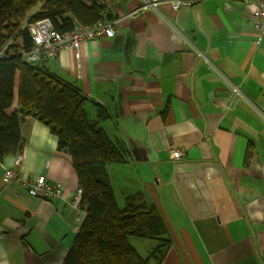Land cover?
Segmentation results:
<instances>
[{
    "label": "crops",
    "instance_id": "0c3cea01",
    "mask_svg": "<svg viewBox=\"0 0 264 264\" xmlns=\"http://www.w3.org/2000/svg\"><path fill=\"white\" fill-rule=\"evenodd\" d=\"M187 1L153 9L143 0H104L112 37L40 63L85 94L89 119H98L99 106L107 110L100 125L128 158L110 167V181L115 194L142 191L158 209L171 240L160 264H264L259 0ZM16 107L15 98L8 112ZM21 133V163L15 154L0 160V264H63L86 215L82 199L33 197L22 182L62 183L69 198L77 174L43 122L27 116ZM173 148L183 156L173 158ZM7 168L20 180H6ZM133 243L145 255L157 241Z\"/></svg>",
    "mask_w": 264,
    "mask_h": 264
},
{
    "label": "trees",
    "instance_id": "16d2710c",
    "mask_svg": "<svg viewBox=\"0 0 264 264\" xmlns=\"http://www.w3.org/2000/svg\"><path fill=\"white\" fill-rule=\"evenodd\" d=\"M88 1L0 0V160L23 149L24 119L40 120L57 137L58 149L70 155L86 209L63 264H150L152 259L160 264L171 240L158 209L142 191L119 203L111 184L110 167L128 158L100 125L107 110L99 106L98 119H89L86 96L75 84L40 61L24 59L33 46L28 25L39 19L49 18L56 29L68 31L75 22L93 25L108 18L104 0ZM15 98L17 107L8 112ZM136 238L157 244L143 255Z\"/></svg>",
    "mask_w": 264,
    "mask_h": 264
},
{
    "label": "built area",
    "instance_id": "2783aa9c",
    "mask_svg": "<svg viewBox=\"0 0 264 264\" xmlns=\"http://www.w3.org/2000/svg\"><path fill=\"white\" fill-rule=\"evenodd\" d=\"M144 7L158 8L159 2H170L173 9L181 6H190L191 2L187 0H143ZM253 24L261 32V38H264V0H259L256 10L253 14ZM30 26V32L33 39V46L26 51L24 55L25 61L29 63H37L41 60L54 57L63 49H73L78 51L84 41L99 39L104 36L112 37L115 34L113 23L105 20H99L93 25H85L80 22L74 24L73 29L61 31L54 27L51 19L42 18ZM173 158H181L183 150L179 148L171 149ZM16 164H20L22 160L21 151L16 153ZM5 179L8 181L18 180L19 173L15 168H7L4 173ZM22 184L26 187L29 195L41 196L48 199L64 198L71 205H76L82 198V188L78 187L76 192L69 198H66L62 183L51 182L45 178H38L32 181L25 180Z\"/></svg>",
    "mask_w": 264,
    "mask_h": 264
},
{
    "label": "rangeland",
    "instance_id": "374dc122",
    "mask_svg": "<svg viewBox=\"0 0 264 264\" xmlns=\"http://www.w3.org/2000/svg\"><path fill=\"white\" fill-rule=\"evenodd\" d=\"M15 155H16V154H15ZM22 159H23V153H22ZM15 160H16V157H15ZM21 161H22V160H21ZM20 163H21V162H20ZM111 172H112V171H111ZM110 174H111V173H110ZM130 177L137 179V178L134 177L133 175L129 174V175H128V179H130ZM18 180H20V179H18ZM132 181H133V180H132ZM134 181H135L136 184H137V181H136V180H134ZM111 184H112V186H113V185H114V186L116 185L114 179L112 180ZM125 195H126L125 193H123V195H121V194L119 193L118 189H116V198H117V200L119 199L120 203H122V199H123V197H124ZM140 239H143V238H140Z\"/></svg>",
    "mask_w": 264,
    "mask_h": 264
}]
</instances>
